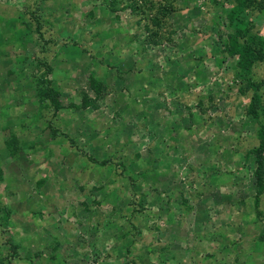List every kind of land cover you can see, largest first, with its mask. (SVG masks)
Segmentation results:
<instances>
[{
	"label": "rangeland",
	"instance_id": "1",
	"mask_svg": "<svg viewBox=\"0 0 264 264\" xmlns=\"http://www.w3.org/2000/svg\"><path fill=\"white\" fill-rule=\"evenodd\" d=\"M224 7L0 0V264H264V115Z\"/></svg>",
	"mask_w": 264,
	"mask_h": 264
},
{
	"label": "trees",
	"instance_id": "2",
	"mask_svg": "<svg viewBox=\"0 0 264 264\" xmlns=\"http://www.w3.org/2000/svg\"><path fill=\"white\" fill-rule=\"evenodd\" d=\"M222 1L226 3V7H224V14L227 24L230 27V32L226 35L225 41L223 42V47L227 53L236 58L235 75L239 80L244 81L245 84L252 89L247 111L258 121L259 115H264V107L260 104V95L257 92L260 82L257 83L255 80H251L250 72L254 62L264 61V33H260L254 29L251 21L249 20V14L245 12L246 0H234V2L231 0ZM168 8L170 9V7ZM151 19V21H153L155 16H151ZM46 95H50L49 92H46ZM49 98L52 102L54 101L52 96H49ZM256 138L257 143L252 149H250V153L254 156L255 168L253 172L257 189H259L261 186L262 176L260 170L263 166L262 154L264 152L263 124L258 125ZM7 212L0 208V214L3 219H7ZM259 235L262 238V246L264 248V228L259 231Z\"/></svg>",
	"mask_w": 264,
	"mask_h": 264
}]
</instances>
